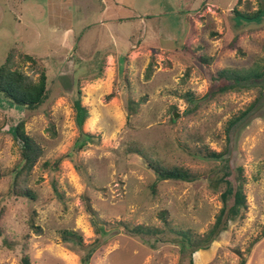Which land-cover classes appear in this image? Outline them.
I'll use <instances>...</instances> for the list:
<instances>
[{
  "label": "rangeland",
  "instance_id": "rangeland-1",
  "mask_svg": "<svg viewBox=\"0 0 264 264\" xmlns=\"http://www.w3.org/2000/svg\"><path fill=\"white\" fill-rule=\"evenodd\" d=\"M11 52L35 80L39 60L48 94L35 109L0 94V264H264V78L208 97L219 71L264 70V0H0V65ZM21 121L45 151L34 200L11 194ZM239 166L246 218L194 251Z\"/></svg>",
  "mask_w": 264,
  "mask_h": 264
},
{
  "label": "trees",
  "instance_id": "trees-1",
  "mask_svg": "<svg viewBox=\"0 0 264 264\" xmlns=\"http://www.w3.org/2000/svg\"><path fill=\"white\" fill-rule=\"evenodd\" d=\"M234 11L236 16H242L250 20L258 18L261 14L260 9L254 15L244 14L238 9H235ZM25 59L28 62H31L33 71L39 75V79L35 80L33 76L27 74L25 71L15 68L13 66V53L11 52L5 63L0 65V94H3L6 98L19 106L35 109L41 106L47 99L48 75L46 69L41 65L37 58L27 54L25 55ZM263 78L264 70L254 71L253 73L244 76L232 70L231 73H227L225 70L219 71L217 75L219 84L209 92L208 97H214L228 91H238L241 85L248 83V81H257L262 80ZM75 106L77 110L78 125L82 128L86 119L89 117V110L82 105L81 100H77ZM241 119L242 116L232 120L230 126L235 125ZM25 125L26 122L21 121L14 129L15 135L20 141L22 147L20 162L12 172L13 181L11 194L16 197H27L34 200L36 196L30 187L31 175L38 161L44 156L45 151L42 145L27 133ZM86 135L91 137L90 134ZM225 155L226 152H220L214 153L213 157L216 159H223ZM146 161L156 172L160 180L192 182L195 179L190 173L179 168H168L155 164L149 159ZM243 171L244 169L242 166L237 167V185L227 178V174L222 177V181L225 185V190L221 193L223 207L217 215L212 228L194 251L198 249H207L222 232L228 229L231 221H239L246 218L249 205L245 192V178L243 176ZM3 216L4 210H1L0 220ZM36 216L37 212H34L30 218V227L37 235H41L43 230L36 224ZM187 241L190 243L191 239L187 238ZM95 249V247L90 248L87 254L83 257L84 263L90 261ZM22 264H32L29 255L25 254L22 257ZM240 264H246V260L243 258Z\"/></svg>",
  "mask_w": 264,
  "mask_h": 264
}]
</instances>
